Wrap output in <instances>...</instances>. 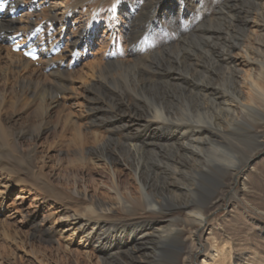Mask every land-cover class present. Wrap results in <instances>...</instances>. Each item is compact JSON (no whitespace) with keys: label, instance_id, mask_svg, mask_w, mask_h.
<instances>
[{"label":"bare ground","instance_id":"obj_1","mask_svg":"<svg viewBox=\"0 0 264 264\" xmlns=\"http://www.w3.org/2000/svg\"><path fill=\"white\" fill-rule=\"evenodd\" d=\"M9 1V11H22L17 18L5 16L0 21V217L6 216L8 196L24 175L60 207L61 222L49 226L40 240L48 232L64 238L69 234L79 239V246L86 251L96 247V258L102 264H189L187 259L179 262L178 257L164 261L172 241L182 242L189 226L200 231L222 206L223 191L233 183L242 185L241 195L234 193L236 201L248 195L254 176L248 165L264 167L253 155L241 159L236 153L238 138L256 136L255 126L264 120V0H113L106 10L109 27L105 35L114 40V24L124 17L134 18L138 21L137 37L145 42H129L126 60H94L87 65V76L94 79L93 88L89 85L87 89L97 94L89 113L91 131L72 120L73 115L65 120L74 136L75 161L87 164L98 160L134 170L139 200L125 196L112 171L117 198L111 205L84 190L75 189L74 197H68L52 186L36 169L34 155L22 153L25 131L15 134L5 118L9 111L17 114L35 107L34 139L50 132L45 127L49 111L60 96H73L74 82L85 78L79 76L78 68L73 74L64 70L72 72L74 64H86L90 41L98 30L92 22H81L76 28L71 10L59 14L50 8L44 16L52 23L62 22V30L54 35L55 31L50 34L43 28L40 42L49 49L35 63L15 53L9 38L30 35L41 24L37 16L33 21L20 19L24 13L37 15L36 0L29 5L22 0ZM40 1L46 8L49 0ZM90 1L105 5L111 0ZM161 22L167 26L162 27ZM158 29L161 41L154 36ZM62 45L58 55L47 56ZM109 113L104 125L101 118ZM8 147L19 155L18 164L12 165L10 157L4 160ZM244 152L246 155V149ZM6 178L8 181L3 180ZM206 180L218 183L210 198L199 199L198 191ZM261 212L264 216V209ZM34 217L37 213L32 221ZM119 217L132 219L122 220V224L113 221ZM155 238L158 245L153 253L149 242ZM234 251L235 255L228 252V264H264L256 255ZM223 255L224 247L202 262L224 264Z\"/></svg>","mask_w":264,"mask_h":264},{"label":"rangeland","instance_id":"obj_2","mask_svg":"<svg viewBox=\"0 0 264 264\" xmlns=\"http://www.w3.org/2000/svg\"><path fill=\"white\" fill-rule=\"evenodd\" d=\"M22 1H25V4L29 5L33 0ZM114 2L115 1L111 0L107 4L102 5L101 3L98 4L97 1L91 2L90 0H49V2L45 4V8L43 2L36 0V5H38L37 15L36 13H31L30 15L29 13H24V17V14H22L20 19L25 18L24 21H29L30 19L33 21L37 16L38 22L41 23H39L40 25L38 26L42 25L45 31H55L54 35H58L62 30L60 28L62 22L52 23V21L44 15H46L50 8L59 14L69 9L72 11V22L75 24L76 28L81 22H92V25L98 30V33L94 39L90 41V49L88 51H91V55L89 57L90 59L86 61V64H82L81 67L84 69L81 68L79 64H74V71L69 72L68 69L64 70L70 74L78 71L79 76L83 74L85 78L83 81L74 82L73 85L76 89H74V97L71 96L68 99L64 96H60L58 98V103L49 111L48 114L50 115L45 120V127L50 128V132L34 139L32 125L36 121L35 115L37 112L35 107L21 109L17 114H13L12 111H9L5 116L8 123L7 126L11 131H14L15 134L21 130L25 131L26 135L21 140L22 145H20L22 153L25 155H34L37 161L40 159L38 162H34L36 169L43 173L52 186L68 197H74L72 194L75 189L84 190V192L86 191L92 198H101L100 200L109 205L115 204L117 198L114 193L112 171H115L119 177L120 181L118 180V182L119 185L124 188L123 191L125 196L134 201L139 200V187L134 178V170L123 165L106 164L98 160L87 164L75 161L74 153L76 147L71 143L74 136L73 132L65 125V120L67 117L73 115L72 120H75L84 130L87 129L86 131H91L89 128L92 126V122L89 113L94 103L93 99L97 94L94 90L92 91L93 93H90L87 89L89 85H91L89 87L93 88L92 84L94 82L93 78H88L87 76V65L94 62V60L96 63H114L116 60H126L128 59L127 46L129 42H145V39L137 37L136 24L138 21L134 18L128 20L124 17L119 21V24H114L113 28L115 27L114 29H116L114 40L109 39L110 37L105 35L109 27V17L106 10L111 8ZM223 4L225 5V2L222 3L220 8L224 6ZM41 6L43 7L41 8ZM87 7L88 10L86 9ZM91 14L94 16L92 15V17ZM44 22L45 25L43 24ZM161 26L165 27L167 25L165 22H161ZM154 36L159 41L163 39L160 29L156 31ZM118 56L120 57L119 59ZM62 68L65 69V66ZM77 68L80 71L82 69L84 73L77 70ZM78 73L75 74V79L79 78ZM86 78H88V80ZM110 116V113L105 114L101 118V122H104V125H106L105 122L107 121L105 118L108 119ZM103 119H105V121ZM263 121L262 119L259 120V125L255 126L258 132L256 136L254 134L250 139H248V137L238 138L239 145L236 149V153L241 159L251 154L257 161L264 162ZM14 133L11 132L12 137H14ZM11 136L8 141L12 144L13 138H11ZM7 149L8 150L4 152V160L8 161L10 157V163H12V165L18 164L19 155L13 150L14 148L10 147L9 149L8 147ZM244 149H246V155ZM251 167L255 170H251ZM247 170L254 175L249 183L250 191L248 195L239 196V200L236 201V199H234V193L238 191L239 195H241L242 185L241 183H233L234 185L231 186L230 189L223 191L222 206L210 215L205 226L198 232L195 231L196 227H187L182 242L175 239L172 241V244L169 245L168 251L165 252L164 255V261H169L171 258L178 257L179 262L187 259L189 264H203L202 261L205 256L208 254L215 255L217 251L221 250L223 247L224 255L220 259L223 262L226 261L224 264H228L227 261L230 251L232 250V255H235L237 252L234 250L236 249H241L248 254L256 255L264 259V216L261 214V211L264 209V167H255L250 164ZM8 179L9 178L3 180L8 181ZM22 179V183L18 186L16 185L8 196L7 204L9 205V209L5 212L6 216L3 215L0 217V264H102V262L98 261L96 258V247H91V249L86 251L83 247L79 246V239L69 234H66L64 238L60 234L48 232L45 238L40 240L41 237H44V235H41L44 231L49 230L54 224L61 222L62 218L59 215L60 207L54 206L56 205L55 199H46L47 195L44 196L45 194H43V191H38L37 188H34L31 184L32 182L25 180L24 175ZM238 179L240 180L241 178ZM217 183V181L206 180L198 191L197 198L200 197L199 199L203 198L204 200L210 198L215 191ZM235 201L239 203L234 205L236 203ZM36 213L38 217H34V221H32L31 218L33 215H36ZM131 219L132 218L119 217L117 219L115 218L113 221L118 222L121 220L120 222L122 224V220ZM175 224L176 222L172 225L176 226ZM156 226L157 224L153 226V229H155L154 227ZM194 232H196L195 235L193 234ZM209 232H212L213 235H209ZM134 238H138V236L135 235ZM157 242V238L149 242V248L153 249H151L153 253L158 245ZM86 252H88V254ZM89 255H91L90 257L92 258H89Z\"/></svg>","mask_w":264,"mask_h":264}]
</instances>
